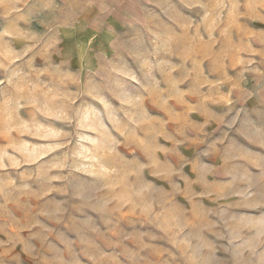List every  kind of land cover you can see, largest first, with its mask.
I'll return each instance as SVG.
<instances>
[{"label":"rangeland","instance_id":"1","mask_svg":"<svg viewBox=\"0 0 264 264\" xmlns=\"http://www.w3.org/2000/svg\"><path fill=\"white\" fill-rule=\"evenodd\" d=\"M76 2L0 0V264H264V0Z\"/></svg>","mask_w":264,"mask_h":264},{"label":"crops","instance_id":"2","mask_svg":"<svg viewBox=\"0 0 264 264\" xmlns=\"http://www.w3.org/2000/svg\"><path fill=\"white\" fill-rule=\"evenodd\" d=\"M78 11L73 23L65 25L72 30H84L81 43H101L116 29L134 22L141 8L140 0H77ZM91 14V15H87Z\"/></svg>","mask_w":264,"mask_h":264}]
</instances>
